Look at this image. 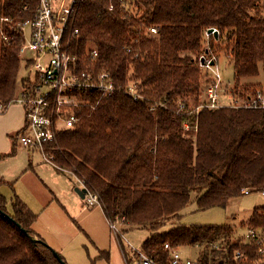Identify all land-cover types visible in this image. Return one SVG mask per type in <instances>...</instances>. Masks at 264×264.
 Returning <instances> with one entry per match:
<instances>
[{
    "label": "trees",
    "instance_id": "trees-1",
    "mask_svg": "<svg viewBox=\"0 0 264 264\" xmlns=\"http://www.w3.org/2000/svg\"><path fill=\"white\" fill-rule=\"evenodd\" d=\"M25 1L6 3L5 15L30 18L36 2L25 10ZM71 26L79 29L72 35L79 48L97 47V69L111 72L120 86L134 82L141 98L86 96L90 104L79 109L75 126L46 147L55 166L96 194L122 233L148 229L141 250L158 264H169L166 243L195 247L200 264H262L256 247L234 236L233 225L182 218L193 203L196 210L226 208L244 189L264 187V108L196 109L210 82L201 55L224 52L234 65V95L256 94V84L241 81L258 76L264 64V0H78ZM210 28L218 29L217 37L206 35ZM2 29L10 25L0 21V104L7 105L27 78L19 58L22 35L4 42ZM11 138L0 159L16 153L18 133ZM3 183L0 264H61L33 228L38 215L16 193L9 211ZM247 225L264 226V206L254 208ZM237 249L244 259L235 258ZM99 259L111 264L110 251L100 250Z\"/></svg>",
    "mask_w": 264,
    "mask_h": 264
},
{
    "label": "built area",
    "instance_id": "built-area-1",
    "mask_svg": "<svg viewBox=\"0 0 264 264\" xmlns=\"http://www.w3.org/2000/svg\"><path fill=\"white\" fill-rule=\"evenodd\" d=\"M11 1L13 0H0V21L10 25L9 31L1 30V36L4 42H10L12 34L22 35L19 58L23 61L22 74L27 80L10 103L0 104V113L6 112L9 105L20 103L25 110V122L18 132V141L24 147L40 152L46 162L54 165L53 155L48 153L46 147L55 141L59 131L75 126L79 120V109L83 104H90L86 96L94 94L110 97L120 92L134 98H141V95L134 82L120 86L111 72L97 69V47L87 45L79 48V44L74 43L72 35L77 34L79 29L73 30L71 17L78 0H27L24 3L25 10L29 9L30 2H36L32 16L18 20H13L4 13L5 4ZM150 31L157 33L155 27H151ZM215 31L219 34L218 29L213 28V32L207 31L206 35H214ZM29 51L34 52L33 57L27 55ZM199 59L201 65L209 71L210 82L202 91L197 110L202 107L216 109L223 106L264 108L263 89H257L255 95H247L239 103H235L237 100L231 92L228 95L230 100L224 102L221 69L216 56L205 54ZM179 106L183 109L185 103H180ZM185 127L189 129V123H185ZM82 184L84 185L83 182ZM243 191L245 194L253 192L250 189ZM258 191L264 195V187ZM84 199L87 207L100 205L98 196L89 190ZM109 223L116 230L117 236L122 237L124 233L116 227L119 223ZM240 238L243 243L256 247L260 263L264 264V226L247 225ZM165 247L169 250V264H200L197 258L185 257L179 247H172L169 243ZM130 248L137 251L136 264H158L141 249L132 245ZM234 256L242 260L245 252L237 249Z\"/></svg>",
    "mask_w": 264,
    "mask_h": 264
},
{
    "label": "rangeland",
    "instance_id": "rangeland-1",
    "mask_svg": "<svg viewBox=\"0 0 264 264\" xmlns=\"http://www.w3.org/2000/svg\"><path fill=\"white\" fill-rule=\"evenodd\" d=\"M131 10L139 11L140 15L144 12L143 9L133 7ZM27 55L33 57L34 52L29 51ZM215 55L221 69L222 100L228 102V95L232 92L237 100L235 103H239L245 98L234 95V65L224 52ZM241 82L244 85L256 84L254 87L264 90V64L261 65L258 76L243 78ZM23 115L25 116V110L20 103L11 104L5 113H0V151L3 148H8L6 152L10 151L12 138L4 135L3 131L7 129L13 117L21 119ZM16 147L17 151L13 156L0 159V179L5 180L1 190L9 200L15 193L19 195L38 215L34 228L43 235L45 241L63 255L68 264H109L106 259L94 260L99 250L110 251L111 264H127L117 232L107 221L102 207L99 204L87 207L86 200L77 193V187H84L82 182L71 173L60 171L55 164L46 162L40 152L24 147L19 141ZM260 206H264V195L259 191L232 199L226 208L196 210L193 203L184 209L182 221L187 224H231L235 227L234 236L240 237L245 227L243 224L247 223L254 208ZM116 227L117 230L121 229L120 225ZM149 234L146 228L125 231L122 237L119 234L129 253L130 264H136L134 253L137 252L131 249L130 245L141 249ZM197 251L195 247L187 246L183 247L181 252L185 257L196 259Z\"/></svg>",
    "mask_w": 264,
    "mask_h": 264
},
{
    "label": "crops",
    "instance_id": "crops-1",
    "mask_svg": "<svg viewBox=\"0 0 264 264\" xmlns=\"http://www.w3.org/2000/svg\"><path fill=\"white\" fill-rule=\"evenodd\" d=\"M3 113H5V112H3ZM11 122L8 124V126H7V129L5 130V131H3L4 133V135H6V136H11L12 134L14 135V134H16V133H18L19 132V130L24 126V122H25V116L23 115L22 117H21V119H16V118H12V120H10ZM11 148H12V146H11ZM11 150V149H10ZM6 151H8V148H3V149H1V151L0 152H6ZM31 162V161H30ZM32 163V162H31ZM0 180H3V181H5L4 179H0ZM3 193V192H2ZM5 195V194H4ZM54 197H56V196H54ZM12 199V198H11ZM9 200V199H8ZM11 204V200H9V205ZM107 219V218H106ZM108 221V220H107ZM109 222V221H108ZM33 228H34V225H33ZM81 228L84 230V228L81 226ZM34 230L40 235V236H42L43 237V235L39 232V231H37L36 230V228H34ZM85 231V230H84ZM44 238V237H43ZM182 249H183V247L181 248L180 247V250L182 251ZM100 251V250H99ZM99 255V254H98ZM110 259H111V254H110Z\"/></svg>",
    "mask_w": 264,
    "mask_h": 264
},
{
    "label": "water",
    "instance_id": "water-1",
    "mask_svg": "<svg viewBox=\"0 0 264 264\" xmlns=\"http://www.w3.org/2000/svg\"><path fill=\"white\" fill-rule=\"evenodd\" d=\"M208 32H209V33H212V32H213V28H210V29L208 30ZM214 35H215V37L218 36L217 31H215ZM76 191H77V193H78L82 198H85V196H86V194H87V192H88L87 188H85V187H83V188H79V187H77V188H76ZM0 212H1V210H0ZM31 239H32L33 241H41V240H39V239H37V238H35V237H31ZM45 244H47V243H45ZM47 245H49V244H47ZM49 246H50V245H49ZM54 254H55V256L58 258V260L61 262V264H68L67 261H65L64 259H62V257L59 255V253H58L57 251H54Z\"/></svg>",
    "mask_w": 264,
    "mask_h": 264
}]
</instances>
